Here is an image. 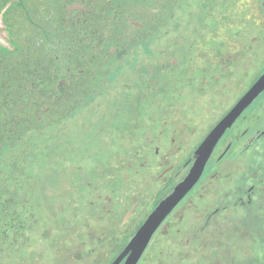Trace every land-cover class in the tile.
I'll use <instances>...</instances> for the list:
<instances>
[{
  "label": "flooded vegetation",
  "instance_id": "obj_1",
  "mask_svg": "<svg viewBox=\"0 0 264 264\" xmlns=\"http://www.w3.org/2000/svg\"><path fill=\"white\" fill-rule=\"evenodd\" d=\"M0 264H264V0H0ZM128 250V251H127Z\"/></svg>",
  "mask_w": 264,
  "mask_h": 264
},
{
  "label": "water",
  "instance_id": "obj_2",
  "mask_svg": "<svg viewBox=\"0 0 264 264\" xmlns=\"http://www.w3.org/2000/svg\"><path fill=\"white\" fill-rule=\"evenodd\" d=\"M264 88V74L262 77L249 89L246 96L241 100V105L236 107V110L232 114V116L236 115L240 109L248 105V103ZM212 144L204 145L202 147V153L200 155L199 160L191 169L188 176L184 179L183 182L178 184L173 193L170 194L165 200H163L159 206L155 209L149 219L142 226L140 231L137 233L133 241L128 246V250H131V255L126 259L125 264H135L140 253L142 252L143 247L146 245L149 240L151 234L156 229L161 220L165 217V215L175 206V204L188 192V190L192 187L193 183L196 181L202 167L204 166L206 157L211 148ZM127 250V251H128ZM120 257L117 258L114 264L119 261Z\"/></svg>",
  "mask_w": 264,
  "mask_h": 264
},
{
  "label": "rangeland",
  "instance_id": "obj_3",
  "mask_svg": "<svg viewBox=\"0 0 264 264\" xmlns=\"http://www.w3.org/2000/svg\"><path fill=\"white\" fill-rule=\"evenodd\" d=\"M2 36H1V32H0V38H1Z\"/></svg>",
  "mask_w": 264,
  "mask_h": 264
}]
</instances>
